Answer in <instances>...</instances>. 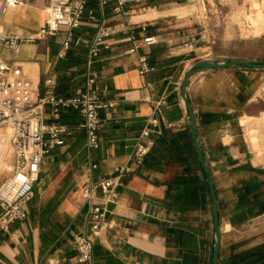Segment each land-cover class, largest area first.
<instances>
[{"label":"crops","instance_id":"crops-1","mask_svg":"<svg viewBox=\"0 0 264 264\" xmlns=\"http://www.w3.org/2000/svg\"><path fill=\"white\" fill-rule=\"evenodd\" d=\"M201 1L134 0L116 12V0H88L64 56H59L64 31L23 42L17 52L0 46V55L21 64L34 80L38 96L48 90L50 75L54 91L63 95L84 89L87 76L94 75L101 94L114 102L101 112L97 147L87 146L80 115L63 112L60 121L70 133L44 157L27 202L28 216L0 230V264H84L78 261L74 238L88 231L89 208L103 200L99 189L93 198L83 191L120 169L113 209L93 240L91 264L212 263L216 234L210 196L199 205L185 201V190L175 182L182 168L169 166L168 152L141 161L135 156L139 141L154 144L160 134L189 128L181 84L193 63L264 62V52L259 57L247 53L264 48V31L239 36L232 21H220L222 14L210 0H203L208 4L203 16ZM49 2L1 0V30L35 32L48 17ZM224 3L229 11L238 4ZM220 23L224 26L218 31ZM100 33L99 55L88 63ZM150 35L154 43H140ZM143 58L151 66L146 72L141 71ZM186 92L218 197V264H233L234 252L264 243V68L199 67ZM154 116L159 125L150 122ZM145 127L151 128L149 136L142 135Z\"/></svg>","mask_w":264,"mask_h":264},{"label":"built area","instance_id":"built-area-1","mask_svg":"<svg viewBox=\"0 0 264 264\" xmlns=\"http://www.w3.org/2000/svg\"><path fill=\"white\" fill-rule=\"evenodd\" d=\"M130 1L134 0H116L115 11H125V5ZM87 2L50 0L47 6L48 17L35 32L17 35L3 32L0 28V46L17 52L23 42H33L64 31L66 37L59 52L60 57L64 56L73 39L72 29L82 22ZM102 37V33L96 35L88 52V63L99 55ZM155 41V36L150 35L145 36L140 43L151 44ZM149 69L151 66L143 58L141 71ZM46 84L48 90L38 96L34 80L26 75L22 65L0 55V156L8 154L11 158L10 172L0 183V230L8 231L12 223L28 216L27 202L34 194V185L39 179L44 157L52 147L64 144L70 133L68 125L60 121L63 112L73 110L80 115L79 125L86 131L87 146L97 147L101 112L114 104L113 100L101 94L94 75H88L86 87L72 95L57 94L54 91L53 75L46 78ZM47 119L50 121L47 122ZM150 122L159 125L160 119L154 116ZM150 132L151 128L145 127L142 135L149 136ZM152 144V139L138 142L135 156L139 161ZM121 172L122 169L83 191L84 197L93 198L95 190L99 189L103 201L89 208L88 231L75 235V249L81 263L91 264L93 240L106 224L107 204L116 196ZM12 182L15 183L12 193H5V188Z\"/></svg>","mask_w":264,"mask_h":264},{"label":"trees","instance_id":"trees-1","mask_svg":"<svg viewBox=\"0 0 264 264\" xmlns=\"http://www.w3.org/2000/svg\"><path fill=\"white\" fill-rule=\"evenodd\" d=\"M163 152H168L167 161L170 167L178 165L182 168L181 172L176 174L175 182L185 190V201L192 205L203 204L210 195L189 128L158 135L144 159L162 156ZM199 171L203 173L202 180ZM232 263L264 264V243L234 252Z\"/></svg>","mask_w":264,"mask_h":264},{"label":"water","instance_id":"water-1","mask_svg":"<svg viewBox=\"0 0 264 264\" xmlns=\"http://www.w3.org/2000/svg\"><path fill=\"white\" fill-rule=\"evenodd\" d=\"M244 65L248 67H255V68H264V62H256L247 59H233L226 62H213V61H206V60H199L193 63L184 73L182 84H181V94L185 100L186 107L189 114V129L193 141V145L196 150V154L199 160V163L202 167L203 173L207 179V185L209 190V195L212 203V214H213V223L215 229V243L213 249V256H212V263L211 264H218L219 263V255H220V246H221V225H220V218H219V204H218V197L215 189L213 173L211 167L205 157L203 148L199 141L197 130H196V119L193 106L187 96V85L189 83V77L192 72L199 68V67H225L231 65ZM113 202H109L107 204V212L106 217H109L110 211L113 209Z\"/></svg>","mask_w":264,"mask_h":264},{"label":"rangeland","instance_id":"rangeland-1","mask_svg":"<svg viewBox=\"0 0 264 264\" xmlns=\"http://www.w3.org/2000/svg\"><path fill=\"white\" fill-rule=\"evenodd\" d=\"M225 1L226 0H210L212 6L222 14L220 21L223 22V20L225 19L226 23L228 22V24H230L232 21L234 27H236L239 32V36L247 37L258 35L264 31V0H237L238 4L236 6V9H233L232 11L227 10L228 8L224 3ZM201 2L204 12L203 16H205L208 4L205 5L203 3V0ZM206 20L208 21V24L210 23L212 25V23L210 22V18L206 17ZM222 26H224V23H220V25L218 26V31L222 29ZM240 46L242 47V45ZM263 52L264 48L260 46V50L256 51V49L253 47L250 48L247 53L249 55L259 57L263 54ZM46 121L49 122L50 120L47 119ZM4 159V161H0V183L10 172V168L8 165L11 164V158L7 154Z\"/></svg>","mask_w":264,"mask_h":264},{"label":"bare ground","instance_id":"bare-ground-1","mask_svg":"<svg viewBox=\"0 0 264 264\" xmlns=\"http://www.w3.org/2000/svg\"><path fill=\"white\" fill-rule=\"evenodd\" d=\"M5 157H4V154L2 155V156H0V161H4L5 159H4ZM9 166V168L11 167V164L10 165H8ZM14 182H12L11 184H9L6 188H5V190H4V192L5 193H7V194H11L12 193V188L14 187Z\"/></svg>","mask_w":264,"mask_h":264}]
</instances>
